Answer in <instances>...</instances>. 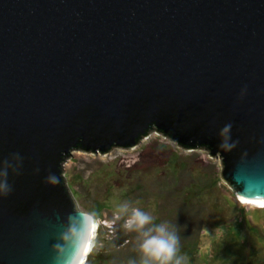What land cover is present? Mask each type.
Instances as JSON below:
<instances>
[{
	"label": "water",
	"instance_id": "1",
	"mask_svg": "<svg viewBox=\"0 0 264 264\" xmlns=\"http://www.w3.org/2000/svg\"><path fill=\"white\" fill-rule=\"evenodd\" d=\"M152 130L220 156L241 204L264 206V0H0V160L19 169L0 264L70 257L61 165Z\"/></svg>",
	"mask_w": 264,
	"mask_h": 264
},
{
	"label": "rangeland",
	"instance_id": "2",
	"mask_svg": "<svg viewBox=\"0 0 264 264\" xmlns=\"http://www.w3.org/2000/svg\"><path fill=\"white\" fill-rule=\"evenodd\" d=\"M208 155L181 149L155 130L129 150H72L61 178L77 210L94 214L98 223L84 264H140L138 234L125 230L123 219L114 220L125 203L155 224H174L179 208L192 210L201 228L181 219L182 232L188 228L194 235L178 234L188 264H264V208L241 204L222 179L220 156Z\"/></svg>",
	"mask_w": 264,
	"mask_h": 264
},
{
	"label": "clouds",
	"instance_id": "3",
	"mask_svg": "<svg viewBox=\"0 0 264 264\" xmlns=\"http://www.w3.org/2000/svg\"><path fill=\"white\" fill-rule=\"evenodd\" d=\"M19 169L11 160H0V199L12 191L11 179ZM50 177V181H55ZM78 224H69L62 236L61 247L72 250L70 257L65 256L62 264H84V257L94 247V233L98 227L95 215L80 211ZM71 220L73 218L70 217ZM123 219V228L138 234L137 250L141 254L140 264H188V257L180 253V237L175 228L168 223L155 224L153 217L140 208L125 203L114 216L115 221ZM87 225L81 232L80 226ZM207 232V229H205ZM63 253L58 252L59 258Z\"/></svg>",
	"mask_w": 264,
	"mask_h": 264
},
{
	"label": "trees",
	"instance_id": "4",
	"mask_svg": "<svg viewBox=\"0 0 264 264\" xmlns=\"http://www.w3.org/2000/svg\"><path fill=\"white\" fill-rule=\"evenodd\" d=\"M203 149H207V148H203ZM180 209V211H178L177 212V216H176V218H175V220L174 221H176L177 220V222H174V224H173V222L171 223V226H173L174 228H175V226L177 225L178 227H176L175 228V230H176V232H177V234H179V233H181L182 232V229H180L181 227V223L179 222L181 219L182 220H184L185 222L189 219V218H191L192 219V223L194 224V226L195 227H197V226H199V228H201V226L199 225V220L197 221V223L195 222L197 219H196V216L195 217H193V213H192V210H189V208L187 207V206H185V207H182V208H179ZM184 222V223H185ZM180 225V226H179ZM194 227V228H195ZM180 230H181V232H180ZM184 231L185 232H182V233H184V236H186V237H188V236H190V235H194V233L193 232H191V231H189L188 230V228L187 229H184ZM129 237H125L124 239H122L124 242L126 241V242H129ZM122 241V242H123Z\"/></svg>",
	"mask_w": 264,
	"mask_h": 264
},
{
	"label": "bare ground",
	"instance_id": "5",
	"mask_svg": "<svg viewBox=\"0 0 264 264\" xmlns=\"http://www.w3.org/2000/svg\"><path fill=\"white\" fill-rule=\"evenodd\" d=\"M248 206H250V205H248ZM250 207H252V206H250ZM257 208V207H256ZM258 208H264V206L263 207H258Z\"/></svg>",
	"mask_w": 264,
	"mask_h": 264
}]
</instances>
